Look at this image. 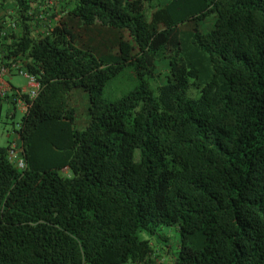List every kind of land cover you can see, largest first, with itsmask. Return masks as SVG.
Instances as JSON below:
<instances>
[{
    "label": "trees",
    "instance_id": "16d2710c",
    "mask_svg": "<svg viewBox=\"0 0 264 264\" xmlns=\"http://www.w3.org/2000/svg\"><path fill=\"white\" fill-rule=\"evenodd\" d=\"M7 1L0 63L40 88L14 128L26 167L0 146V264L154 263L171 225L169 264H264V0H68L76 25L118 32L99 54L69 18L36 36L32 0ZM124 66L134 86L104 96Z\"/></svg>",
    "mask_w": 264,
    "mask_h": 264
},
{
    "label": "rangeland",
    "instance_id": "374dc122",
    "mask_svg": "<svg viewBox=\"0 0 264 264\" xmlns=\"http://www.w3.org/2000/svg\"><path fill=\"white\" fill-rule=\"evenodd\" d=\"M13 2L7 1L5 3V6L7 9H12ZM146 7V6H145ZM149 8L146 9L147 13H149ZM5 14V13H4ZM48 17L50 19L53 18L52 14L49 13ZM211 16H208L205 19H202L198 22V26L201 30H206L208 26L211 23ZM53 24L52 22L50 23ZM49 24V25H50ZM124 38L128 41L130 40L128 32L125 30L123 31ZM132 42V41H131ZM117 51L116 47L112 48V52ZM169 73V65L168 61L166 59H161L157 62L155 75L153 76L152 82H150L151 85L155 86L158 83H162L165 81L166 76ZM8 80L11 82V84L15 87H23L27 84L28 79L20 74L19 72L15 71L7 75ZM135 76L131 72V70L124 66L120 73L111 79L103 89L104 96H108L110 98H115L129 90L134 86L135 83ZM189 92L191 95H194L195 93V87H191L189 89ZM11 93V92H9ZM11 96V95H10ZM14 105V107H13ZM10 104L6 101H3L1 103L0 107V146L7 145L8 141L15 138V140L20 141L17 134L14 133V128H17V123L19 122L23 111L20 109L19 104ZM14 113V115H12ZM63 173H67V168H64ZM159 233L162 234L163 237L158 238L154 237L155 245H156V252H154L152 260L146 264H169L170 262V255L165 253V249H161L158 245V242L161 240V246L167 247L170 250V254H172L178 246L179 243V233L178 228L176 225L171 226H165L162 227L160 230H158ZM154 243V241H153ZM142 264V263H139Z\"/></svg>",
    "mask_w": 264,
    "mask_h": 264
},
{
    "label": "crops",
    "instance_id": "0c3cea01",
    "mask_svg": "<svg viewBox=\"0 0 264 264\" xmlns=\"http://www.w3.org/2000/svg\"><path fill=\"white\" fill-rule=\"evenodd\" d=\"M31 4H32V11L35 14L31 21L32 34L38 36L44 33V31H46L47 28L51 26L50 24L51 22L55 24L61 18L66 17V18H69V23L70 24L72 23L73 32L76 34L74 45L78 47H85L88 45L94 46V49L92 50H94V52L98 54L101 53V51L105 52V51H108L109 49L112 52L111 45L115 42L118 32L114 29L100 25L98 21H96L93 25L89 26L88 28L83 27L81 24H79V26L76 25V23H80V21L69 14V10L72 7V3L70 1L68 0H32ZM9 12H12V9H7L5 4H3L0 7V18H1L0 23L4 25V27L8 25L7 23L4 24V21L2 20H5V18L7 17L6 15ZM49 13L52 14L53 16L52 19L48 17ZM12 27L14 29L16 28L15 30H17V26L15 27V24H12ZM6 29H9V28L6 27ZM11 87L13 88L15 86L11 84ZM10 94L11 96L9 95L3 101H6L13 105V101H12L13 94L12 93ZM72 95L74 98L73 104L75 103L76 118H78L79 116H80L79 118H83L86 103H87V96L82 90L78 88L74 89ZM12 115H14V113Z\"/></svg>",
    "mask_w": 264,
    "mask_h": 264
},
{
    "label": "built area",
    "instance_id": "2783aa9c",
    "mask_svg": "<svg viewBox=\"0 0 264 264\" xmlns=\"http://www.w3.org/2000/svg\"><path fill=\"white\" fill-rule=\"evenodd\" d=\"M14 66V64L12 65ZM18 72L28 79V82L23 87H11L7 75L10 73L8 66L0 63V96H5L12 92L13 103L19 104L23 113H26L32 105L33 100L39 93L40 84L34 76L28 74L24 69H19ZM7 159L10 163L19 169L26 167V161L23 156L20 141L11 139L7 149Z\"/></svg>",
    "mask_w": 264,
    "mask_h": 264
}]
</instances>
